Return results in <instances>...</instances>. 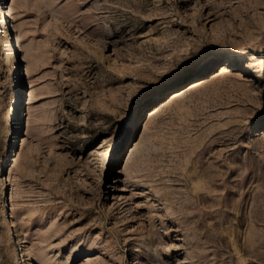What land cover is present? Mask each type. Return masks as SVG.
<instances>
[{
	"label": "rangeland",
	"instance_id": "1",
	"mask_svg": "<svg viewBox=\"0 0 264 264\" xmlns=\"http://www.w3.org/2000/svg\"><path fill=\"white\" fill-rule=\"evenodd\" d=\"M1 2L0 264H264V0Z\"/></svg>",
	"mask_w": 264,
	"mask_h": 264
},
{
	"label": "bare ground",
	"instance_id": "2",
	"mask_svg": "<svg viewBox=\"0 0 264 264\" xmlns=\"http://www.w3.org/2000/svg\"><path fill=\"white\" fill-rule=\"evenodd\" d=\"M11 10H12V6L9 5V3H6V4L4 2L0 3V11H1L0 25L5 28L4 40L7 42L13 36V38L16 39L15 41H17L16 44H18V48H20L21 45L19 43L17 34H15V37H14V32L16 30V25L13 22L10 21ZM12 30H14V31H12ZM22 59L25 61L24 58H22ZM220 69H221V71L227 70L225 65H221ZM24 70H25V74L27 75L28 74V67H25ZM27 79H28L27 80L28 81V86H27V89H26V91L24 93L25 97H24V100L22 102L23 110H25V116H26V119H25L26 132H28L30 130L31 122H30V116L28 114V111L30 110V108L32 106V103L34 101V92H33L34 85L32 84V81H31V79H29V77H27ZM22 127L24 129V123L22 124Z\"/></svg>",
	"mask_w": 264,
	"mask_h": 264
}]
</instances>
